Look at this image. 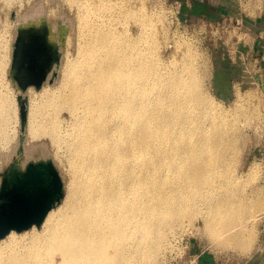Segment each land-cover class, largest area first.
<instances>
[{
  "label": "bare ground",
  "instance_id": "obj_1",
  "mask_svg": "<svg viewBox=\"0 0 264 264\" xmlns=\"http://www.w3.org/2000/svg\"><path fill=\"white\" fill-rule=\"evenodd\" d=\"M1 1L13 7L17 0ZM65 2L77 18V43L66 39L59 85L25 94L22 164L41 157L35 144L41 137L53 148L65 143L69 158H55L67 165L66 195L40 228L0 239V264H159L172 237L198 215L214 240L248 248L253 237L244 228L262 215L256 213L264 211V194L238 188L243 179L233 184L223 164L237 117L254 111L244 108L250 92L231 111L204 99L186 41L176 43L180 56L162 58L166 42L157 41L163 32L146 0ZM40 7L17 11L15 23L41 16ZM47 15L57 19L54 11ZM6 47L3 78L13 49ZM22 94L17 88L14 98ZM5 103L0 95V133ZM236 225L244 233L230 229Z\"/></svg>",
  "mask_w": 264,
  "mask_h": 264
},
{
  "label": "rangeland",
  "instance_id": "obj_2",
  "mask_svg": "<svg viewBox=\"0 0 264 264\" xmlns=\"http://www.w3.org/2000/svg\"><path fill=\"white\" fill-rule=\"evenodd\" d=\"M215 2H218V0H212V11L207 13H204L207 10L202 6H192V11H189L190 9L183 4L182 0H146L145 4L147 12L157 15V28L160 27V30L162 29L161 31L163 32L162 34L158 33L156 36L157 41L161 40L163 43L166 42V45L169 43V47L164 45L162 51H160L165 61H172L176 54L180 56L181 52L178 54L177 48L175 47L177 42L186 41L187 46L192 48L195 56V68L201 81L204 99H207L209 103L212 102L220 106L221 109L223 108L222 110L227 108L228 110L225 111H231L237 107L241 94L245 95L250 92L249 99L251 100L246 103L244 108H249L251 111L253 110L251 108H254V111L252 113L240 114L237 117L238 126L232 132L234 139L230 143L227 163L223 165L226 167L225 171L233 184L238 183L240 178L243 179V184L238 185V188L239 186L240 188L243 186V188L252 194L250 191H256L258 187L261 190L260 192L264 194L262 191L264 190V77L257 75L259 73L257 70V73L253 75L255 78L253 80L249 79L252 83L245 84L242 90L229 87L228 83L224 81V77L221 75L222 69L217 64L220 63L222 57L219 48H221V45L223 46L226 37L224 30L221 28L225 22V18H223L220 10H218L219 2ZM8 4L0 0V57L7 53L6 46L8 44H11L13 48L8 73H6L4 78V75L0 76V95L6 101L5 105L9 106L7 111L1 115L4 120V132H1L2 134L0 133V172H3L4 168L13 161L20 144V108L17 100L18 97L14 98V92L18 86L13 81L12 75L17 76L22 74L19 73L20 71H27L29 68V58L26 59L25 64L17 65L14 67V70L12 69L13 50L19 38L18 29L25 28L31 30L32 34H29V36H32L36 30L39 34L38 37H41L42 41L49 38L51 42L57 44L56 46L62 54L58 75L52 84L47 82L49 86L53 87L59 85L60 82L59 77L63 63L62 60H64L66 53L67 37L72 35L75 41L74 43H77L78 39L77 18L75 17V12L70 10L65 0H17L16 4H12L13 7L11 4H9L10 6ZM42 4L43 8L42 6L40 7ZM37 5L41 8V16L31 17L25 22L16 24L17 11L19 15H22L34 6L38 9L39 7ZM49 11L57 13V19L55 21L48 19L47 14ZM193 13L196 15L194 16ZM5 17L9 21V24H7L8 21L5 20ZM163 30L169 34L167 35L165 33L164 35ZM174 40L175 43H172ZM74 45L72 46V54L76 57L77 46ZM3 47H5V50ZM165 47L167 48L165 49ZM46 59L51 60L48 57ZM251 72L253 74L255 73L253 70ZM252 96L253 99L251 98ZM9 99H11V102ZM229 132L228 135L230 134ZM26 137L25 135L24 145L27 139ZM36 141L35 144L39 147H37L39 150L38 154L44 157L48 156L53 160L63 181L68 179L66 171L67 165L64 167V163L60 164L59 159L55 157L59 155L63 159L69 158V147H66L64 143L58 148H53L47 137H41ZM42 144L45 145L43 146ZM44 148L46 150H43ZM10 156L12 159H9ZM37 158L39 157H30V160H27V162L36 160ZM252 168L253 170L255 169L254 172ZM246 174L249 176H245ZM64 183L66 184V181ZM231 187H222V191L228 193L227 190ZM263 212L256 213L262 215H257V217L260 216L259 218L256 217L257 219L252 217L250 220L253 219L254 223L249 220L251 225L248 222V225L244 228L246 233H249V237L250 235L253 237H250L251 243L248 241L249 246L245 250L232 245H224V242L222 243L223 239L214 240L205 228V216L198 215L194 217L193 221H185L183 228L177 231L172 237L170 241L172 245L170 244L171 247L169 246L164 251L159 264H197L198 259L196 255L199 253H206L207 256L212 254V256L218 257L219 264H264ZM256 221L257 223H255ZM241 226L236 225L230 229L233 230L236 228L242 232ZM242 233H244V230Z\"/></svg>",
  "mask_w": 264,
  "mask_h": 264
},
{
  "label": "water",
  "instance_id": "obj_3",
  "mask_svg": "<svg viewBox=\"0 0 264 264\" xmlns=\"http://www.w3.org/2000/svg\"><path fill=\"white\" fill-rule=\"evenodd\" d=\"M19 38L13 50V70L17 60L24 62L28 59L29 49L35 43L29 34L31 30L19 28ZM29 36V37H28ZM16 47L21 56L16 58ZM57 49V46L54 45ZM61 52L52 56L50 67L56 64L52 72L53 83L57 78L60 67ZM47 77L42 79H30L23 74L12 75V79L22 95L18 96L21 120V136L19 148L13 161L0 172V239L5 238L12 231L18 233L27 231L33 226L41 227L48 213L59 205L65 197V183L57 169V166L48 156H41L36 160L28 161L23 165L24 141L28 123V100L25 96L31 87L41 89L46 83ZM40 156V155H39Z\"/></svg>",
  "mask_w": 264,
  "mask_h": 264
},
{
  "label": "crops",
  "instance_id": "obj_4",
  "mask_svg": "<svg viewBox=\"0 0 264 264\" xmlns=\"http://www.w3.org/2000/svg\"><path fill=\"white\" fill-rule=\"evenodd\" d=\"M183 4L189 8V11H192V6H202L206 8L207 12L212 11L213 5L212 0H182ZM219 9L221 15L225 20H227L231 16H237L238 14V6L232 0H218ZM215 2V3H218ZM194 16L196 15L193 13ZM257 19H247L245 26L255 33V36L252 39L248 40L250 44L248 47L245 46L242 48L243 51H238V53L233 52L232 46L227 47L224 50L222 47L219 48L221 52V60L220 65L222 71L221 75L224 77V81L228 83L229 87H235L236 89H241L245 84L252 83L249 79L253 80L255 77L246 73L247 67L249 70L259 73L257 75H261L264 77V16L258 15ZM227 22V21H226ZM255 75V74H254ZM198 262L197 264H219L218 257L212 256V254L208 255L206 253H199L196 255Z\"/></svg>",
  "mask_w": 264,
  "mask_h": 264
},
{
  "label": "built area",
  "instance_id": "obj_5",
  "mask_svg": "<svg viewBox=\"0 0 264 264\" xmlns=\"http://www.w3.org/2000/svg\"><path fill=\"white\" fill-rule=\"evenodd\" d=\"M238 6L237 16H231L222 25V29L225 32V41L221 47L226 50L227 47L232 46V50L235 53L243 51L242 48L249 46V39L255 36L253 30L247 28L245 23L247 19H257L258 15L264 16V0H232ZM227 21V22H226ZM247 46V47H248ZM249 67V66H247ZM246 68V73L254 75L252 69ZM256 71V70H253Z\"/></svg>",
  "mask_w": 264,
  "mask_h": 264
},
{
  "label": "flooded vegetation",
  "instance_id": "obj_6",
  "mask_svg": "<svg viewBox=\"0 0 264 264\" xmlns=\"http://www.w3.org/2000/svg\"><path fill=\"white\" fill-rule=\"evenodd\" d=\"M38 32L35 30L33 36L31 39L35 42L33 46L29 49V68L27 71H20L19 73H22L23 75L26 74V76L30 79H42L44 76L47 77L50 75V79L52 78V72L54 69H56V64L53 66V69L50 67V60L46 59L52 58V56L57 54L60 51L58 48L56 49L54 47L53 42H51V39L47 38L44 41H42L41 37H38ZM19 56H21V52L19 51V48L16 47V58L19 59ZM25 64L22 62L20 59L19 61L17 60L16 66L17 65H22ZM49 79V80H50Z\"/></svg>",
  "mask_w": 264,
  "mask_h": 264
}]
</instances>
